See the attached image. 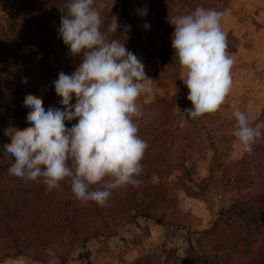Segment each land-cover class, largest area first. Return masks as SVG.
Returning <instances> with one entry per match:
<instances>
[{
	"label": "rangeland",
	"instance_id": "1",
	"mask_svg": "<svg viewBox=\"0 0 264 264\" xmlns=\"http://www.w3.org/2000/svg\"><path fill=\"white\" fill-rule=\"evenodd\" d=\"M96 3L104 4L100 9L102 31H107L114 15L118 25L131 26L126 34L121 27L117 33L108 32L109 39L125 43L133 53L140 50L137 56L155 51L145 54L143 63L152 91L139 97L137 104L143 116L134 117L138 135L147 141L144 157L148 159L141 161L139 186L112 190L113 196L117 192L120 197L114 209L97 216L100 237L91 239L65 264H195L197 253L226 259L227 264H249L264 250V203L241 217L222 219L219 214L256 195L264 201V135L252 146L251 153L245 152L233 135L236 110L254 118L253 126L264 122V0ZM51 5L58 8L57 17L52 20L57 33L54 55L40 64L30 61L34 70L24 91L13 87L6 94L0 85V156L7 154L4 146L11 143L16 130L31 126L26 119L30 109L23 106L25 97L32 94L42 99L46 111L49 107L63 110L54 81L60 72L71 75L82 61L83 53L74 56L59 36L60 18L66 15L61 11L65 10V0H54ZM145 5L147 14L142 17L138 9ZM28 6L26 0H0V40L10 27L27 24ZM197 7L224 13L222 28L227 34V52L235 63L231 70L233 85L221 108L190 119L184 110L193 106L187 99L189 89L181 79L185 70L172 47L175 27L171 22ZM145 23L150 26L148 29L144 28ZM141 43L145 48L138 47ZM167 73L178 74L177 82L166 80ZM71 103H76L75 95ZM184 118L189 120L181 127ZM154 175L159 178L156 183L151 180ZM14 179L7 175L0 186L4 192L0 202L4 216L0 256L12 253L10 257H0V264H63L60 258L69 250V228L65 229L66 239L52 244L51 225L37 224L39 208L25 192L30 183ZM95 186L100 187L92 185L90 190H95ZM147 213L150 219L144 217ZM158 220L163 224H158ZM38 250L42 260L33 257Z\"/></svg>",
	"mask_w": 264,
	"mask_h": 264
},
{
	"label": "clouds",
	"instance_id": "2",
	"mask_svg": "<svg viewBox=\"0 0 264 264\" xmlns=\"http://www.w3.org/2000/svg\"><path fill=\"white\" fill-rule=\"evenodd\" d=\"M103 7L96 0H65V10L61 11L66 15H61L59 36L74 56L83 53V57L71 75L60 72L54 81L63 110L49 107L46 111L42 99L27 95L23 106L30 109L26 119L31 126L16 130L11 143L4 146L14 157L9 174L25 181L42 179L48 190L70 179L76 198L101 206L113 189L141 183L138 177L148 144L138 135L134 117L143 116L139 97L152 91L143 62L125 43L109 39L107 34L117 33L118 27L126 34L131 26L118 25L114 15L107 31H102ZM138 12L145 16L147 5ZM223 17L222 11L197 7L171 22L175 27L172 47L185 70L181 79L193 106L184 110L190 119L217 112L233 85L235 60L227 52ZM149 27L144 24L145 29ZM21 82L26 84L27 78ZM233 115V135L243 150L251 153L264 135V122L253 126L254 118L240 110ZM72 120L78 122L69 129L65 121ZM188 120L182 119L180 126ZM158 179L155 175L151 178L153 183ZM92 185L100 187L90 190Z\"/></svg>",
	"mask_w": 264,
	"mask_h": 264
},
{
	"label": "trees",
	"instance_id": "3",
	"mask_svg": "<svg viewBox=\"0 0 264 264\" xmlns=\"http://www.w3.org/2000/svg\"><path fill=\"white\" fill-rule=\"evenodd\" d=\"M26 1L29 5L27 24L24 26L17 25V27L14 28L10 27L9 30L2 35L0 40V85L3 86V92L6 94H10L13 87L18 92L24 91L27 84L22 83L21 80L22 78H27L28 83L34 70L30 61H34L35 64L46 61L49 57L54 55L57 47L55 43L57 33L52 27V20L57 17L58 8L52 5L49 7L54 0ZM56 1L60 3L62 0ZM46 8H49V12L46 11ZM155 45L160 47L157 43H155ZM138 47L145 48L142 43ZM139 51L140 50H136L134 54L136 56L139 55ZM154 52L155 51H152L151 53L154 54ZM145 54L137 56L143 63L147 59ZM178 76V74L167 73L164 78L176 83ZM170 106H172V104ZM73 124V120L65 121V126L69 129ZM144 159H148V156L143 157V160ZM13 163L14 157L10 156L8 153L4 156H0V186L4 183L1 181L6 178L7 175H11L8 169ZM69 166H72L71 161H69ZM14 180L24 184L30 183L28 184L30 187L27 188L25 192L28 194V197H30V200H35V204L39 208L36 212L37 224L39 225L40 223L46 222L47 225H51L52 229H49L54 233L52 244L66 239L65 236L68 233L65 229L67 227L69 228L70 236L67 240L69 250L60 258L63 264L67 263L72 254L80 248L85 247L91 239L100 237L98 227L96 226V222L99 219L97 216L104 210L110 211L114 209L118 204V197H120V194L116 192L114 196L113 193L111 194L108 202L103 206L96 202L94 204H88L90 201L84 204L83 201L76 198L72 192L70 179L61 181L60 187L52 190L47 189L42 179L25 181L15 177ZM3 194V190H0V202L3 198ZM124 203L125 202H123V204ZM259 203L263 204L264 201L260 195H256L252 200L240 202L229 209L222 210L219 215L222 219L241 217L242 215L250 213ZM262 206L264 207V205ZM120 207H122L121 201ZM144 217L148 218L151 216L147 213ZM3 218L4 216L0 212V227L4 229ZM158 221V224H163L162 220ZM39 239L42 240V236H40ZM40 253V250H38L33 257L36 258V260H42ZM18 254L22 255L23 253L18 252ZM11 255L12 253L6 252L2 253L0 257H10ZM194 263L227 264V261L226 259L211 256L207 253H197ZM249 264H264V250L262 251L261 249L258 257Z\"/></svg>",
	"mask_w": 264,
	"mask_h": 264
}]
</instances>
